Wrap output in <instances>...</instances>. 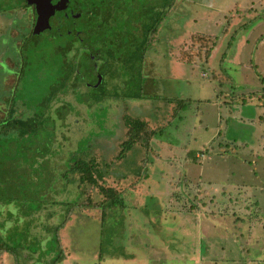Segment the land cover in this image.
<instances>
[{"label":"rangeland","instance_id":"obj_1","mask_svg":"<svg viewBox=\"0 0 264 264\" xmlns=\"http://www.w3.org/2000/svg\"><path fill=\"white\" fill-rule=\"evenodd\" d=\"M189 1L194 4L179 19L188 18L184 30L199 19L193 36L203 56L211 46L218 49L215 67L198 59L200 65L180 64L174 74L162 60L153 62L154 72L127 42L115 57L118 96L101 102L100 117L91 112L100 127L94 119L89 125L92 107L82 106L90 97L64 85L55 89L63 75L61 57L52 55L44 65L38 61L40 53L24 47L29 62L23 67L32 72L17 71L7 78L14 70L0 66V115L9 114L1 126L61 103L57 110H67L68 124L55 119V130L63 126L55 134L71 136L62 144L40 126L32 134H22L21 127L6 132L9 136L0 134V232L11 223L16 227L9 232L19 235L0 234L4 243H17L15 254L5 252L0 264H50L52 230L64 219L60 232L67 243L66 264H264V0ZM139 3L137 16L148 20L146 1ZM236 7L244 10L235 13ZM175 15L172 23L178 22ZM254 16L248 28L240 27ZM180 30L168 37L181 36ZM186 32L190 30L183 36ZM105 36L112 38L109 31ZM55 47H47L46 53ZM218 62L230 77L224 81L228 85L212 77V70L220 72ZM230 98L236 101L230 102L232 111L225 103ZM74 105L78 109L71 111ZM12 106L17 109L10 111ZM238 107L246 117L236 113ZM79 114L86 123L74 119ZM126 115L132 121L148 119L154 131L140 133L122 152ZM84 139L80 155L97 164L96 184L78 180L70 185V172L63 179L62 171H56L57 179L54 166L63 170L65 154L78 150ZM101 186L113 187L121 202L105 203ZM9 204L18 209L15 215L7 210ZM69 256L74 260L69 262Z\"/></svg>","mask_w":264,"mask_h":264},{"label":"flooded vegetation","instance_id":"obj_2","mask_svg":"<svg viewBox=\"0 0 264 264\" xmlns=\"http://www.w3.org/2000/svg\"><path fill=\"white\" fill-rule=\"evenodd\" d=\"M145 1L144 17L148 20L137 16L135 8L140 5L139 0H0V66L9 67L10 72L14 70L13 74H7L9 77L15 76L17 71L32 72L28 67H23L29 62V58L22 54L24 47L31 52L40 53L38 61L44 65H49V57L52 55L61 57L63 75L55 89L64 85L65 89L90 97L86 105H82L85 108L108 99L115 100L118 96L114 79L117 75L115 57L127 42L136 49L139 61L147 63L149 68H153V62L162 60L168 61V70L174 72L180 64L193 68L205 60L207 66L215 67L213 59L217 49L209 51L208 57V49H203L205 60L200 58L203 53L199 52L198 41L193 36L198 32L195 26L199 19L187 24L188 30H184L183 24L188 18L179 19L180 14L185 18L184 12L188 13V6L193 2ZM177 1L182 3L176 5ZM173 13L178 22H171ZM179 30L183 38L180 35L168 37V34H176ZM189 30L183 36V32ZM105 31H109L112 38L106 40ZM122 36H126L127 41ZM105 41L108 45H105ZM52 45L56 46L54 50L46 53L47 47ZM153 71L156 69L153 68ZM36 72H41V68ZM135 73L140 76L139 71ZM92 89L94 90L91 92ZM51 107L55 111L62 108L63 104ZM74 109L78 108L74 105L71 111ZM66 111L57 110L55 115L52 113L54 119L59 117L63 126L68 124L64 123ZM68 115L71 116V112ZM79 117L80 114L74 118L79 119V123H86L88 120ZM75 128L77 127H73ZM73 129L70 127L71 131ZM57 138L64 141L71 136L61 135L56 140Z\"/></svg>","mask_w":264,"mask_h":264},{"label":"trees","instance_id":"obj_3","mask_svg":"<svg viewBox=\"0 0 264 264\" xmlns=\"http://www.w3.org/2000/svg\"><path fill=\"white\" fill-rule=\"evenodd\" d=\"M239 10H244V9H239L238 7L235 8V13L236 12H239ZM257 18L256 16L254 17H251L249 19H246L241 25L240 27H245V28H248L249 24L252 22L251 20L255 21ZM228 45L231 44L229 42H227ZM212 47V46H211ZM208 49L206 51V57H208L209 55V51H211L212 49ZM224 59V56H221L218 61L220 62L221 60ZM206 61V60H205ZM216 63V65L219 67V73H214L213 70H212V77L217 79V82L218 84L222 85V84H227L228 85V82H224L226 81V79H229V75L226 73V70L224 67L221 66L220 63ZM209 67V66H208ZM209 69H212L211 67H209ZM204 75V73H203ZM59 90V89H58ZM78 94V93H77ZM80 96V94H78ZM140 95L138 94L136 96L139 97ZM227 96V95H226ZM58 99V98H57ZM231 101H234V103L236 102L235 100H233V98H230L228 99V101H225L226 104H229V106H232L233 104H230ZM101 102H105V101H101ZM101 102H99V104H96L92 107V110L89 112V116L90 118L92 117L91 115V112L94 113V117H100L99 115V111H102L104 108H102L101 106ZM169 102V101H168ZM232 103V102H231ZM100 105V106H99ZM56 111H53L52 112V108L50 110H46L44 108H41L39 111H38V114L37 116H34L31 114L28 115L29 117L27 118H24L23 120H16V119H12L13 121L11 122V124L9 122H7L6 124H8L9 126H1L3 123H0V134L1 136L5 133L7 134V136L10 135V133H6L8 132L9 130H16L18 132V128L21 127L22 129L20 131H22L21 133L22 134H32L33 133V129L40 126L41 128H45L46 132H47V136H52L54 133H55V127H56V124H55V119L52 117L54 113V115L56 114ZM39 118V119H38ZM95 118H91L92 119V122L89 124L91 125L94 120L96 121ZM94 119V120H93ZM4 121H7L6 119L3 120ZM36 121H38L36 123ZM17 124H16V123ZM98 124V127H100L98 121H96ZM125 122L128 124L127 127H126V132H125V140L121 143L123 145V148H122V152L123 151H126V150H129L132 146V144H134V142L138 139L141 138V136L139 135L140 133H147V132H153L154 130L152 129V126L149 124V120L148 119H140V120H133L132 121V118L131 116L129 115H126L125 116ZM14 123V124H13ZM23 126H26L25 128H23ZM61 128V126L59 127ZM58 128V129H59ZM2 130V132H1ZM75 131L78 130V128H75L74 129ZM97 129H95L94 131H90L89 130V134H92L93 132H95ZM102 130L105 131V126L104 124L102 125ZM57 131V130H56ZM16 133V132H15ZM12 134V133H11ZM87 140L84 139V140H80L78 141L79 143V147L78 150H73L72 152H70V155H67L66 159L62 160L63 162V165H64V169L63 170H60V169H57V167L54 166V170L55 172H61L60 175L61 178H65L66 175L70 172L72 176H70L69 180H70V185H74L76 183H78V180L79 182H88L90 184H96V177L95 175L97 176H100L98 175V168L96 167L97 164L94 162V161H91V160H83L82 156L80 155V153H82V148L84 147V144L87 143L86 142ZM56 142V141H55ZM61 143L63 144L64 142L61 141ZM61 143H57V145L61 146ZM52 146V145H51ZM51 148V147H50ZM49 149V148H48ZM51 152H55V149H50ZM121 152V153H122ZM66 155V154H65ZM50 162V161H49ZM57 172L55 173L56 174V177L58 179V174ZM74 175H76L77 179L74 178ZM65 184V187H66V190H70L71 193H72V190L71 188L67 189V180H66V183ZM100 190L102 191V193L105 195L106 197V201H109L111 204H115V201H116V204L117 203H120L121 201H119L118 199V193L116 191H114L113 187H107V188H104V187H100ZM78 194V193H77ZM76 194V195H77ZM58 202H61L60 200H57L56 203ZM76 204V203H75ZM105 205V204H104ZM74 206V205H72ZM47 220V218H46ZM46 220H43V221H40V224H41V227H42V230L44 229L43 228V225H44V222ZM65 220V219H64ZM60 221L58 223V225H56L54 227V230L52 231H55V238L53 239L55 242H54V250L51 252L52 254V257H51V263L50 264H58L59 262L60 263H64L66 264L63 260H65V257H66V253H65V249H63L65 247V245L67 246V243L64 244V240H63V237H62V233L60 232V230H63L65 225H66V221ZM12 223H18V220L17 222L14 221ZM16 227V225L12 224V227ZM45 226H46V229L45 231H48L50 227L48 222L45 223ZM51 226V225H50ZM16 229V228H15ZM53 229V227L51 228ZM58 230V231H57ZM7 235L12 238L13 237V234H11V232H9V229L7 230ZM18 234V233H17ZM5 235V236H7ZM16 234H14L15 236ZM61 236V237H60ZM48 236H46L47 238ZM15 239H18V237H13ZM62 238V240H61ZM51 240V239H50ZM11 245V246H10ZM7 244V243H4L1 239H0V256L2 254H4L5 252L7 253H10V254H15V251L13 250L15 246H17V243H10ZM13 247V248H12ZM51 254H48V255H51ZM70 261L71 262L72 260H74L72 257H70ZM41 262V261H40ZM45 264H47L46 262H44ZM59 263V264H60ZM62 263V264H63ZM15 264H19L18 261L15 260ZM99 264V263H97ZM101 264V262H100Z\"/></svg>","mask_w":264,"mask_h":264},{"label":"crops","instance_id":"obj_4","mask_svg":"<svg viewBox=\"0 0 264 264\" xmlns=\"http://www.w3.org/2000/svg\"><path fill=\"white\" fill-rule=\"evenodd\" d=\"M218 50V49H217ZM214 66V65H213ZM172 73H174L175 74V72L174 71H172ZM7 78H10L9 76L7 77ZM13 84V83H12ZM232 106H234V104L232 105ZM232 106H230V110L232 111ZM2 107V105H1V102H0V108ZM10 109V111H13V110H16L17 109V107H14V106H12V108H9ZM247 109H249V108H247ZM252 109V108H251ZM3 110V112L5 111L4 109H2ZM1 112V111H0ZM236 113L237 114H240V116H244V117H246V114H245V111L242 109V108H237L236 109ZM229 114H232V113H229ZM6 115H8V117H9V114L7 113H4V114H2V115H0V121L3 119V120H5V117H6ZM7 117V118H8ZM13 118H14V116H13ZM233 120H236V119H233ZM10 228H13V227H10ZM9 228V229H10ZM9 235V234H8ZM7 235V236H8Z\"/></svg>","mask_w":264,"mask_h":264},{"label":"clouds","instance_id":"obj_5","mask_svg":"<svg viewBox=\"0 0 264 264\" xmlns=\"http://www.w3.org/2000/svg\"><path fill=\"white\" fill-rule=\"evenodd\" d=\"M4 209L0 208V211H2ZM7 210L11 211L14 215L17 213L18 209L15 208L14 204H9L7 205ZM12 227L11 223L5 225V229L2 230V232H0V234L6 235L7 234V230Z\"/></svg>","mask_w":264,"mask_h":264}]
</instances>
